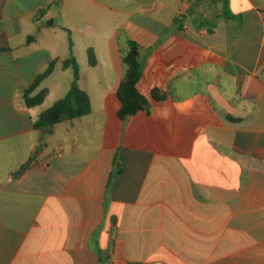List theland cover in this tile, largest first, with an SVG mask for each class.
Here are the masks:
<instances>
[{"label":"crops","instance_id":"1","mask_svg":"<svg viewBox=\"0 0 264 264\" xmlns=\"http://www.w3.org/2000/svg\"><path fill=\"white\" fill-rule=\"evenodd\" d=\"M0 38V264H264V0H0ZM127 40L169 96L121 120ZM69 58L90 111L34 129Z\"/></svg>","mask_w":264,"mask_h":264},{"label":"trees","instance_id":"2","mask_svg":"<svg viewBox=\"0 0 264 264\" xmlns=\"http://www.w3.org/2000/svg\"><path fill=\"white\" fill-rule=\"evenodd\" d=\"M45 11H40L43 14ZM128 49L122 56V62L125 65L124 74L118 84L116 95L119 100V108L117 116L123 120L138 111L148 112L150 100H164L169 96L168 92L153 88L150 91L149 99L141 95L136 89V83L141 75V63L139 57L138 45L127 40ZM2 38H0V50L4 49ZM87 61L90 66L95 64V58L91 50H87ZM53 62H51L46 69L40 73L34 82L24 89L22 98L26 107H34L40 105L46 94V89H41L38 93L31 95L33 89L46 77L52 70ZM62 67H71L72 82L66 94L56 100L45 110L41 111L35 120L32 122L34 129L50 130L59 122L79 118L90 111L89 98L87 94L81 90L77 85L78 67L73 58L66 59L62 62ZM234 120L233 118H229Z\"/></svg>","mask_w":264,"mask_h":264},{"label":"rangeland","instance_id":"3","mask_svg":"<svg viewBox=\"0 0 264 264\" xmlns=\"http://www.w3.org/2000/svg\"><path fill=\"white\" fill-rule=\"evenodd\" d=\"M55 25H56V23H55ZM55 25H54L53 28H55ZM58 34H61V35L63 36V32H59V30H57L56 38H57L58 40H61V39H59ZM64 35H65V34H64ZM62 40H63V39H62Z\"/></svg>","mask_w":264,"mask_h":264},{"label":"water","instance_id":"4","mask_svg":"<svg viewBox=\"0 0 264 264\" xmlns=\"http://www.w3.org/2000/svg\"><path fill=\"white\" fill-rule=\"evenodd\" d=\"M47 24H50V21H48V23Z\"/></svg>","mask_w":264,"mask_h":264}]
</instances>
